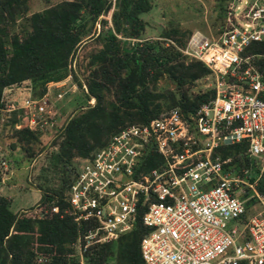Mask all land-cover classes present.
Returning a JSON list of instances; mask_svg holds the SVG:
<instances>
[{
	"label": "built area",
	"instance_id": "obj_1",
	"mask_svg": "<svg viewBox=\"0 0 264 264\" xmlns=\"http://www.w3.org/2000/svg\"><path fill=\"white\" fill-rule=\"evenodd\" d=\"M230 8L218 41L193 31L179 48L209 68L211 97L187 115L170 108L126 124L81 158L64 209L87 220L72 243L75 264H89L91 245L130 229L140 208L144 264H264V188L256 187L264 172V49L252 46L264 41V0H232ZM46 93L10 106L32 103L41 114ZM24 112L31 127L34 114ZM235 143L246 164L235 166L230 150L221 155ZM152 152L161 160L144 170Z\"/></svg>",
	"mask_w": 264,
	"mask_h": 264
},
{
	"label": "trees",
	"instance_id": "obj_2",
	"mask_svg": "<svg viewBox=\"0 0 264 264\" xmlns=\"http://www.w3.org/2000/svg\"><path fill=\"white\" fill-rule=\"evenodd\" d=\"M111 4V0H57L28 12L27 0H0V110L6 88L9 101L15 93L11 87L18 85H29V95L38 97L49 80L65 74L78 46L90 38L99 42L76 63L81 79L73 73L77 85L85 90V100L92 97L93 102L72 112L51 139L47 167L57 174V186L38 184L41 193L35 206L19 212L13 211L9 197L0 193V264H75L72 243L87 220L77 223L64 210L65 192L77 170L73 158L90 156L126 124L148 122L170 108L187 115L213 94L211 87L191 88L210 72L200 60H187L173 43L140 39L145 28L140 13L152 7L151 0H114L108 24L100 15ZM96 21L100 29L94 32ZM190 33L177 25L160 32L180 47ZM252 46L262 50L264 41ZM259 62L264 71V60ZM161 77L172 87L159 89ZM5 114L2 123L14 143L32 154L31 145L39 141L40 132L26 124L14 127L16 110ZM240 149L238 143L228 147L233 153ZM151 154L144 170L159 160V155ZM242 158L246 164L247 157ZM256 187L264 188V172ZM52 205L57 211L50 209ZM141 209L130 229L114 240L91 245L85 252L86 261L144 264L139 240L147 227L140 220Z\"/></svg>",
	"mask_w": 264,
	"mask_h": 264
},
{
	"label": "rangeland",
	"instance_id": "obj_3",
	"mask_svg": "<svg viewBox=\"0 0 264 264\" xmlns=\"http://www.w3.org/2000/svg\"><path fill=\"white\" fill-rule=\"evenodd\" d=\"M55 1L57 0H27L28 12L41 9ZM151 2L152 7L140 13V16L145 20V28L141 33L140 39L158 40L165 45L173 43L179 49L180 46L176 45L173 40L161 36L160 32L164 28L177 25L179 28L189 30L191 33L199 31L208 40L218 41L220 26L225 23L224 19L226 20V16L230 13L228 10L231 9L232 0H151ZM113 6L114 0H112L110 9L105 14L100 15L108 20V24L110 23V12ZM94 26V32L100 29L97 21ZM105 26L102 27V30L105 29ZM185 43L181 47H184ZM98 44L99 42L95 38H90L82 43L70 57V63L66 66L65 74L57 79L58 82L51 81L46 83L45 91L47 92V99L45 108L43 109L45 111L38 114L32 103L28 107H24L26 111L29 110L31 114H34L32 117H34L35 122L30 126L40 132L39 141L31 145L32 154H29L20 145L14 143V137L11 136L10 130L2 123L5 113L16 110V121H19L21 124H27V120H24L26 112H24L23 107L11 108L10 104L14 102L19 105L23 102L24 98L32 97L29 95V85H25L27 86L26 88H23V85H18L16 86L17 88L11 87L15 93L12 95L10 101L9 95L6 92L7 88L5 89L4 99L6 101H4V108L0 110V115L2 116L0 118V193L9 196L10 208L13 211L19 212L20 210L35 206V202L41 193V190L37 187L38 184L43 188L45 186H57V174L47 167L48 154L52 148L51 139L58 134L61 126L72 112L80 106L86 105L88 102H93V98L85 100V90L83 87L77 85L73 73L76 74L78 79H81L80 69L76 63L83 58L85 52L92 47L98 46ZM184 56L187 60L193 58L187 55ZM213 77L211 76V72H209L205 76L198 78L191 88L196 90L212 87ZM23 82L28 84V80ZM158 87L159 89H169L172 87V84L165 77H161L158 80ZM24 95L26 96L22 98L21 96ZM50 120L52 123H49ZM132 124L141 123L134 122ZM224 146L220 151L223 156L227 155L229 144ZM229 153L232 155L235 166L242 165L241 162L242 157H245L244 155L238 154L239 152L233 153L230 151ZM160 160L161 158L159 157L156 164ZM81 162L82 159L73 158V163L76 165L81 164Z\"/></svg>",
	"mask_w": 264,
	"mask_h": 264
},
{
	"label": "crops",
	"instance_id": "obj_4",
	"mask_svg": "<svg viewBox=\"0 0 264 264\" xmlns=\"http://www.w3.org/2000/svg\"><path fill=\"white\" fill-rule=\"evenodd\" d=\"M0 182H1V180H0ZM0 186H1V185H0ZM5 196L9 197V196H8V195H6V194H5Z\"/></svg>",
	"mask_w": 264,
	"mask_h": 264
}]
</instances>
